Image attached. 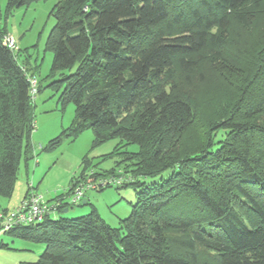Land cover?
<instances>
[{
	"label": "trees",
	"instance_id": "trees-1",
	"mask_svg": "<svg viewBox=\"0 0 264 264\" xmlns=\"http://www.w3.org/2000/svg\"><path fill=\"white\" fill-rule=\"evenodd\" d=\"M30 1L8 0L6 9ZM247 2L261 0H56L46 48L60 77L50 86L63 88L59 101L73 103L75 118L41 149L85 129L94 144L118 139L108 154L114 167L96 172L84 159L66 195L80 179L113 176L124 178L115 188L131 185L136 198L123 232L94 207L6 230L44 245L35 264H204L203 249L214 264H264V45L253 71L216 68L229 93L222 87L202 111L176 86L177 70L188 72L203 48L226 43L214 27L252 28L240 9ZM7 33L0 17V199L12 194L20 148L34 151L28 76L37 77L18 46L2 43ZM164 172L159 182L142 181Z\"/></svg>",
	"mask_w": 264,
	"mask_h": 264
},
{
	"label": "rangeland",
	"instance_id": "rangeland-1",
	"mask_svg": "<svg viewBox=\"0 0 264 264\" xmlns=\"http://www.w3.org/2000/svg\"><path fill=\"white\" fill-rule=\"evenodd\" d=\"M7 1L0 0L1 25L16 39L20 49L18 58L25 60V64L35 71L38 79V91L30 107L34 119V130L30 139L36 155L33 152L26 154L24 145L20 148L12 194L8 198H1L0 204L7 208L18 206L28 189V183H31L33 190L41 194L47 203H54L55 197L59 195L67 203L69 198L66 192L70 180L83 169V160L86 159L88 167L96 172H109L114 167L116 157L111 158L108 154L119 140L108 139L94 144L91 129H85L74 137L63 138L52 149H41L63 129L70 127L75 118L73 103L62 105L59 101L63 88L55 89L50 86V83L60 77L59 71L51 72L52 52L46 48L48 33L55 24L51 10L56 0H32L9 11L6 9ZM240 9L250 17L252 28L249 31H244L235 22L223 30L214 27L212 31L224 36L226 43L219 47L203 48L196 67L188 72L180 69L176 72V86L187 95L194 108H204L208 99L217 95L224 86L225 96H228L229 83L218 74L217 67L237 69L246 65L248 71L256 68L257 61L254 57L264 45V0L257 7L247 2ZM202 108L201 111L204 110ZM217 133L220 137L223 132ZM126 148L136 151L138 147L136 144H128ZM120 150L126 149L121 147ZM167 176L168 172H164L156 177H146L142 181L145 185H151ZM115 186L112 184L101 190L89 189L86 192L88 204L71 205L65 212L61 210L50 213V217L73 218L90 212L91 207H94L108 225L123 232L121 221L129 215L136 191L131 185L118 189ZM241 210L247 213V209ZM0 240L6 244L0 245V264H35L44 249L42 243L11 234H2ZM203 253L202 258L206 260L204 264H214L213 252L203 249Z\"/></svg>",
	"mask_w": 264,
	"mask_h": 264
},
{
	"label": "built area",
	"instance_id": "built-area-1",
	"mask_svg": "<svg viewBox=\"0 0 264 264\" xmlns=\"http://www.w3.org/2000/svg\"><path fill=\"white\" fill-rule=\"evenodd\" d=\"M2 43L10 50L17 49V42L11 33L3 36ZM30 83L29 93L32 98L37 92V79L34 76H28ZM123 177H100L95 182L78 180L71 188L68 194L69 202L67 205H75L81 203L86 198V192L89 189H95L98 185L114 184L118 185L122 182ZM61 199L55 200L54 203L49 204L43 199V196L33 190L31 183H28V190L20 201L19 205L7 211H0V235L6 230L17 225H28L41 221L46 215H50L57 211V207L63 202Z\"/></svg>",
	"mask_w": 264,
	"mask_h": 264
},
{
	"label": "water",
	"instance_id": "water-1",
	"mask_svg": "<svg viewBox=\"0 0 264 264\" xmlns=\"http://www.w3.org/2000/svg\"><path fill=\"white\" fill-rule=\"evenodd\" d=\"M86 202V200L84 199V200H82V203L84 204ZM63 211L65 212V211H67V208H64L63 209Z\"/></svg>",
	"mask_w": 264,
	"mask_h": 264
},
{
	"label": "crops",
	"instance_id": "crops-1",
	"mask_svg": "<svg viewBox=\"0 0 264 264\" xmlns=\"http://www.w3.org/2000/svg\"><path fill=\"white\" fill-rule=\"evenodd\" d=\"M2 207H3V206H2ZM5 208H7V207H5ZM13 208H15V207L7 208V209L9 210V209H13Z\"/></svg>",
	"mask_w": 264,
	"mask_h": 264
}]
</instances>
